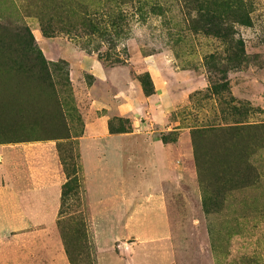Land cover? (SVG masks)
I'll return each instance as SVG.
<instances>
[{
    "label": "rangeland",
    "instance_id": "rangeland-1",
    "mask_svg": "<svg viewBox=\"0 0 264 264\" xmlns=\"http://www.w3.org/2000/svg\"><path fill=\"white\" fill-rule=\"evenodd\" d=\"M203 2L207 11L227 4L226 40L202 31ZM57 42L79 47L86 61L96 58L93 75L114 72L118 79L120 72L134 84L125 117L109 111L118 91L107 86L109 134L132 137L124 141L123 164L111 157L96 162L107 181L94 189L105 197L97 191L87 201L84 119L75 100L88 97L79 70L70 82ZM213 53L244 60L217 94L206 65ZM149 68L157 84L170 85L163 125L155 115L159 101L147 100L158 90ZM193 72L206 87L183 97L179 89ZM66 128L71 141L57 148L70 177L78 168L75 186L57 214L54 199L56 210L29 215L42 225L56 220L69 264H264V0H0V144L54 138ZM154 153L164 155L159 178Z\"/></svg>",
    "mask_w": 264,
    "mask_h": 264
},
{
    "label": "crops",
    "instance_id": "crops-1",
    "mask_svg": "<svg viewBox=\"0 0 264 264\" xmlns=\"http://www.w3.org/2000/svg\"><path fill=\"white\" fill-rule=\"evenodd\" d=\"M57 49L58 57H62L65 69L68 71L70 82H74L75 69L79 70L82 86L88 97L87 101L81 98L75 100L76 107L84 119L81 132V139L84 142L80 145V167L83 184L87 189L88 201L93 193L96 194L99 191V188L94 189L96 183L101 180L107 181V176L101 173L104 169L101 170L96 162L99 159L107 161V158L111 157L116 163L123 164L127 159L129 149L124 145V141L130 139L132 135L128 133L109 134L107 119L109 120L113 113L117 117L127 116L129 109L128 84L133 86L134 84L129 82L126 77L122 79L120 72L118 79L114 72H110L108 78H99L93 75L91 70L98 60L92 58L91 61H86L79 47L73 44L57 42ZM149 71L158 90L153 97H149L147 100L153 104L155 101H159L161 107L157 108L155 115H160L157 121L163 125L168 119L166 112L168 108L164 97L170 85L157 84L154 69L149 68ZM173 74L176 77L181 75L179 72H173ZM164 76L170 83L172 78L166 73ZM201 80L202 77H196L193 72L189 84L181 87L179 92L185 97L193 91L202 90L206 84L203 85ZM107 86L116 89L119 97L113 95L114 106L109 110L113 113L110 112L109 115H107ZM135 86L137 85L135 84ZM136 95L138 100L142 101L141 89L137 90ZM67 101L70 106L69 111L75 117V106L69 97H67ZM74 131L75 128L71 127V132ZM133 133H136V130ZM106 135L110 142L96 141ZM182 138H186V134H183ZM57 144L56 141L0 144V264H26L25 258L30 257L31 254L40 256V259L44 256L45 260L47 256H51L53 259L51 264H69L63 242L59 237L56 220L42 225L39 223L40 220L33 221L29 215L41 217L49 214V211L55 209L52 203L54 199H57L56 214L61 208L62 188L68 178L60 159ZM151 161L156 177L164 176L166 168L163 169L160 165V162L164 163V155L155 154ZM99 175H103L104 178H94ZM99 192L101 196H107V191L100 190ZM94 207L96 206L90 204L88 209L92 212ZM33 247L36 250L33 251ZM42 248L45 249L43 253L40 251ZM5 252L18 254L19 258L16 260L11 257L5 258Z\"/></svg>",
    "mask_w": 264,
    "mask_h": 264
},
{
    "label": "trees",
    "instance_id": "trees-1",
    "mask_svg": "<svg viewBox=\"0 0 264 264\" xmlns=\"http://www.w3.org/2000/svg\"><path fill=\"white\" fill-rule=\"evenodd\" d=\"M228 3V0H224ZM209 8V4L207 2H203V9L200 11L203 13V28L202 31L204 33H208L210 35H213L215 38L219 40H226L227 34L225 30L226 26V14L221 12L222 9H227V4H224L222 6L216 5L213 6L212 10L207 11ZM229 8V7H228ZM88 26H91V24H88ZM206 65L209 69V82L212 84V80H217L218 82L213 86V92L214 94H217L218 90L220 89L221 92H223L228 87V81H227V75L230 71H234L240 68V65L244 60L237 54H225L224 57L221 58L220 54L213 53L207 56ZM226 64V65H224ZM3 79V78H2ZM143 90L145 94H149V92L146 89V86L143 84ZM56 100L58 101L57 97ZM59 103V102H58ZM33 141H56L57 143H63V142H69L71 141L70 137V130L66 128L65 132L60 134L57 137L54 138H48V139H41V140H33ZM17 143V142H16ZM65 167V165L63 164ZM74 175L70 177L65 170V173L67 175L68 181L65 183V185L62 188V201L63 199L69 194L70 185L73 183V186H75L74 182H76V176L78 174L77 166H74Z\"/></svg>",
    "mask_w": 264,
    "mask_h": 264
}]
</instances>
